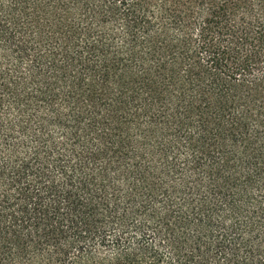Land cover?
Returning a JSON list of instances; mask_svg holds the SVG:
<instances>
[{
    "label": "trees",
    "instance_id": "16d2710c",
    "mask_svg": "<svg viewBox=\"0 0 264 264\" xmlns=\"http://www.w3.org/2000/svg\"><path fill=\"white\" fill-rule=\"evenodd\" d=\"M0 264H264V0H0Z\"/></svg>",
    "mask_w": 264,
    "mask_h": 264
}]
</instances>
